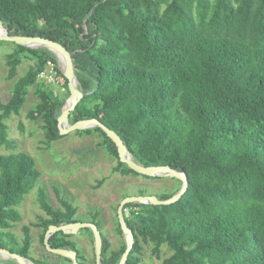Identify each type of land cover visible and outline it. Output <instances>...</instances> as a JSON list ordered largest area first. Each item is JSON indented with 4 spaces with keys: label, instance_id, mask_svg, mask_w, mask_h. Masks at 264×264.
Segmentation results:
<instances>
[{
    "label": "trees",
    "instance_id": "obj_1",
    "mask_svg": "<svg viewBox=\"0 0 264 264\" xmlns=\"http://www.w3.org/2000/svg\"><path fill=\"white\" fill-rule=\"evenodd\" d=\"M0 23L11 36L45 38L72 53L82 97L70 125L96 119L119 136L136 164L186 175L187 190L177 202L124 206L134 237L125 264H142V243L151 244L156 257L167 247L161 264H264V0H0ZM14 46L5 56L7 79L16 78L24 61L30 64L9 100L0 102V146L14 149L4 121L19 113L32 86L39 102L26 118L41 120L49 145L64 137L57 118L67 81L51 51ZM48 62L64 81L65 97L39 81ZM76 133L97 134V146L117 160L114 171L138 175L118 161L100 128ZM39 177L28 154H0V248L33 264H49V258L71 264L47 252L41 259L30 255V227L42 230L44 248L49 226L81 222L65 199L53 208L38 188L46 217L21 226L20 244L11 231L22 220L17 207ZM96 215L90 223L100 230ZM81 231L93 244L91 231ZM116 231L124 238L117 220ZM71 237L57 232L48 242L86 264ZM101 239V264H118L126 241L111 251L103 233Z\"/></svg>",
    "mask_w": 264,
    "mask_h": 264
},
{
    "label": "rangeland",
    "instance_id": "obj_2",
    "mask_svg": "<svg viewBox=\"0 0 264 264\" xmlns=\"http://www.w3.org/2000/svg\"><path fill=\"white\" fill-rule=\"evenodd\" d=\"M15 50L13 43L0 44V102L5 103L11 96V90L16 78L23 76L30 64L24 61L17 70L15 79H7L5 56ZM59 63V61H58ZM61 68V64L59 63ZM60 97H65L63 79L47 67L39 77ZM39 102L35 87L28 90L25 103L16 115H11L4 121L7 127V139L13 143L14 149L0 146V154L9 152H24L34 159L35 167L40 177L35 187L26 195L17 207L21 215V222L11 229L17 242L22 238L21 226L36 223L37 217H46L37 203V190L42 188L49 204L53 208L60 206L59 198L70 202L77 210L76 217L81 222H90L93 214L100 225V230L110 245L111 251L118 250L123 244L122 238L116 231V210L123 199L128 196L163 197L174 193L180 188V182L173 178L145 176L115 172L117 160L103 148L98 147L100 137L97 134L85 135L76 132L64 135L49 145H46L41 130L42 122L30 121L27 112ZM40 228L30 227L32 250L30 255L41 259L46 255L39 235ZM81 231L79 235H72L71 240L77 243L81 253L87 257L86 264H94L93 244L89 234ZM88 234V235H87ZM92 234V232H91ZM151 244H141L138 257L142 264H161L169 256L166 246H162L158 257L152 253ZM48 253V252H47ZM50 254V253H49ZM1 260V259H0ZM57 259L49 258V264H58ZM2 261H11L2 259ZM0 264H3L0 262ZM5 264V263H4Z\"/></svg>",
    "mask_w": 264,
    "mask_h": 264
},
{
    "label": "water",
    "instance_id": "obj_3",
    "mask_svg": "<svg viewBox=\"0 0 264 264\" xmlns=\"http://www.w3.org/2000/svg\"><path fill=\"white\" fill-rule=\"evenodd\" d=\"M0 28L3 32L0 34V41L13 43L17 46L24 48H45L51 51L61 64L62 74L67 81V91L68 97L62 107V112L57 118V128L59 135L64 136L72 132L81 131L90 128H100L102 132L110 139L114 144L117 152L118 161L126 165L134 173L145 176L148 178L155 177H166L173 178L178 180L181 183L180 189L166 200H159L155 196H128L123 198L116 210L117 221L120 226V230L125 237L126 249L123 252L118 264H125L129 253L132 249L134 243V237L132 231L128 228L124 219V206L130 203H141L147 205H170L177 202L187 190L188 181L184 173L177 172L169 166H140L136 164L122 140L119 136L103 125L96 119H85L77 121L73 124H69L68 119L71 112L74 111L76 105L78 104L80 98L82 97L81 93L77 90V81L74 75V68L72 62V53L69 52L61 44L48 40L41 37H20V36H11L8 34L6 29L0 23ZM89 229L92 232L93 236V254H94V264H101V249H102V239L101 232L98 230L97 226L90 222H77L73 224H68L64 226H49L45 232L43 239L44 249L53 255L67 258L70 260L71 264H78L77 254L72 250H64L51 248L49 245V237L54 235L57 232H62L64 235H77L79 230ZM0 259H9L16 264H33L28 259L21 257L15 253L10 252L4 248H0Z\"/></svg>",
    "mask_w": 264,
    "mask_h": 264
},
{
    "label": "built area",
    "instance_id": "obj_4",
    "mask_svg": "<svg viewBox=\"0 0 264 264\" xmlns=\"http://www.w3.org/2000/svg\"><path fill=\"white\" fill-rule=\"evenodd\" d=\"M47 67H50V70H51V71L54 70V69H53V65H52L50 62L47 63ZM54 73H55V72H54Z\"/></svg>",
    "mask_w": 264,
    "mask_h": 264
},
{
    "label": "bare ground",
    "instance_id": "obj_5",
    "mask_svg": "<svg viewBox=\"0 0 264 264\" xmlns=\"http://www.w3.org/2000/svg\"><path fill=\"white\" fill-rule=\"evenodd\" d=\"M3 32V30L0 28V34Z\"/></svg>",
    "mask_w": 264,
    "mask_h": 264
},
{
    "label": "crops",
    "instance_id": "obj_6",
    "mask_svg": "<svg viewBox=\"0 0 264 264\" xmlns=\"http://www.w3.org/2000/svg\"><path fill=\"white\" fill-rule=\"evenodd\" d=\"M101 232V231H100ZM102 233V232H101ZM2 260V259H1Z\"/></svg>",
    "mask_w": 264,
    "mask_h": 264
}]
</instances>
